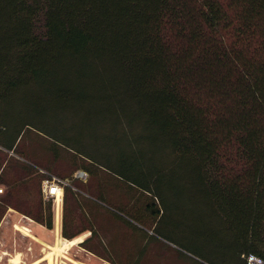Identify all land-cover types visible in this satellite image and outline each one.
Returning <instances> with one entry per match:
<instances>
[{
  "label": "trees",
  "instance_id": "16d2710c",
  "mask_svg": "<svg viewBox=\"0 0 264 264\" xmlns=\"http://www.w3.org/2000/svg\"><path fill=\"white\" fill-rule=\"evenodd\" d=\"M30 132L91 178L64 187L67 239L98 237L103 210L150 227L177 186L219 217L232 264L264 261V0H0V149L24 159L21 186L52 176L19 149ZM52 205L25 214L52 229ZM98 239L113 264L145 250Z\"/></svg>",
  "mask_w": 264,
  "mask_h": 264
},
{
  "label": "rangeland",
  "instance_id": "374dc122",
  "mask_svg": "<svg viewBox=\"0 0 264 264\" xmlns=\"http://www.w3.org/2000/svg\"><path fill=\"white\" fill-rule=\"evenodd\" d=\"M49 145L48 140L39 134L30 132L21 140L19 149L37 159L43 166L40 171L45 176L54 175L60 178L65 176L68 181L74 182V173L77 170L74 160L80 162L78 158H74L71 152L63 148L57 149L59 155L55 157V151L50 150ZM7 158L8 164L5 166ZM23 161L20 155L13 152L7 154L5 150L0 149V188L3 189L0 192V199L4 200L9 190L1 182L7 180L16 183L11 199L13 206L4 209L2 216L3 207L0 208V264H34L49 250L45 242H43L44 245L35 242L18 230L16 225L26 226L31 232L37 234L44 229V238L48 244H55L57 233L61 241L67 239L62 235L61 229L56 232L55 223L52 229L42 228L25 214L26 211L36 207L39 193H37L36 184L31 185L28 193L19 184L23 172L21 168ZM90 179L87 183H90ZM167 191L161 193L162 201L156 198L161 212L156 223L150 227L143 225L141 220L138 221L140 216L135 214L126 216V219L133 225L130 229L103 210L99 214L97 236H101L105 243L110 244L111 241H117L113 243V247L120 250L132 247L133 252L136 253L139 252L140 242L145 240V250L138 264H211L206 260L207 258L218 264H232L230 261L232 257L235 258L236 251L229 243L228 234L222 227L219 217L218 220L211 221V217L215 218V216L204 203L201 194L178 193L177 186ZM126 228L130 229L129 236L125 233ZM144 230L148 232L146 237ZM85 233L82 241L65 251L71 259L60 255L55 257L52 263L44 259L37 264H113L100 254L103 252V247L98 242V237L93 238L87 244L82 243L91 236V231ZM88 246L94 247L99 252L90 250Z\"/></svg>",
  "mask_w": 264,
  "mask_h": 264
},
{
  "label": "built area",
  "instance_id": "2783aa9c",
  "mask_svg": "<svg viewBox=\"0 0 264 264\" xmlns=\"http://www.w3.org/2000/svg\"><path fill=\"white\" fill-rule=\"evenodd\" d=\"M74 177L86 182L89 178V173L85 170H77ZM70 181L67 178H60L57 176L46 177L41 183V195L44 201L52 200L54 207V223L56 224V232L62 227L63 215V200L64 187L69 185ZM3 189L0 188V192ZM247 264H264V261L255 255L247 257Z\"/></svg>",
  "mask_w": 264,
  "mask_h": 264
},
{
  "label": "bare ground",
  "instance_id": "6f19581e",
  "mask_svg": "<svg viewBox=\"0 0 264 264\" xmlns=\"http://www.w3.org/2000/svg\"><path fill=\"white\" fill-rule=\"evenodd\" d=\"M16 228L20 231H22L24 234L30 236V237H35L27 228L22 227L20 225H16ZM59 231V230H58ZM57 238H56V242L55 244H48V243H44L45 246L49 249L47 251V253L45 254L44 257L40 258L39 260H37L36 262H34V264L39 263L40 261L44 260V259H48L49 263H52L54 258L57 256H65L69 259H71L70 257H68L65 254V251L67 249H71L74 245H76L78 242L82 241L83 237L86 235H80L78 237H75L73 239H66L64 241H61L59 238V233H57ZM45 247V248H46ZM15 259V258H14ZM17 263V262H16Z\"/></svg>",
  "mask_w": 264,
  "mask_h": 264
},
{
  "label": "crops",
  "instance_id": "0c3cea01",
  "mask_svg": "<svg viewBox=\"0 0 264 264\" xmlns=\"http://www.w3.org/2000/svg\"><path fill=\"white\" fill-rule=\"evenodd\" d=\"M4 184V183H3ZM37 184V183H36ZM5 185V184H4ZM32 185V184H31ZM31 185L30 184H26L25 186H23L24 187V189L25 190H30V188H31ZM36 187H37V193H40V195H41V185H36ZM29 192V191H28ZM41 197H42V195H41ZM42 200H43V198H42ZM44 201V200H43ZM11 207V206H10ZM9 207V208H10ZM33 219V218H32ZM34 220V219H33ZM35 221V220H34ZM37 224H39L42 228H46V226H44L43 224H41V223H39V222H37V221H35ZM21 226V225H20ZM22 227H25V228H27L28 230H29V228L28 227H26V226H22ZM47 229V228H46ZM43 230V231H42ZM41 231H40V234H37V233H34V232H31L30 230V232L35 236V237H31L32 238V240H34L35 242H39V243H42L43 244V242H45V243H48V241H46V239L44 238V229H42ZM59 231H60V229H59ZM26 236H28V235H26ZM30 237V236H29ZM44 245V244H43ZM39 260V259H38ZM37 261V260H36ZM35 261V262H36Z\"/></svg>",
  "mask_w": 264,
  "mask_h": 264
}]
</instances>
